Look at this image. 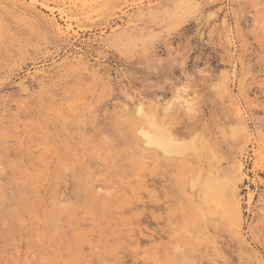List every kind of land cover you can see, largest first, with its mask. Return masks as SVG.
Masks as SVG:
<instances>
[{
  "label": "rangeland",
  "instance_id": "1",
  "mask_svg": "<svg viewBox=\"0 0 264 264\" xmlns=\"http://www.w3.org/2000/svg\"><path fill=\"white\" fill-rule=\"evenodd\" d=\"M263 126L264 0H0V264H264Z\"/></svg>",
  "mask_w": 264,
  "mask_h": 264
},
{
  "label": "bare ground",
  "instance_id": "2",
  "mask_svg": "<svg viewBox=\"0 0 264 264\" xmlns=\"http://www.w3.org/2000/svg\"><path fill=\"white\" fill-rule=\"evenodd\" d=\"M151 4V3H150ZM44 10H48L47 6H43ZM46 10V11H47ZM52 13V12H51ZM68 20V19H66ZM68 22V21H66ZM65 29L63 30L62 27L57 26V30L59 33L68 35L72 29L71 25L66 23ZM230 36V35H229ZM217 85V84H216ZM190 89V88H189ZM225 92V91H224ZM178 95V94H177ZM183 95V94H182ZM180 96V95H179ZM183 98V97H182ZM196 101V100H195ZM181 102V101H180ZM184 102V101H183ZM186 102V101H185ZM186 104V103H185ZM188 104V102H187ZM191 106V105H190ZM143 107V106H142ZM139 108V113L144 118V123L139 129L140 137L144 139V144L149 147H153L160 151L161 155L165 157H172V158H179L182 159L186 156L189 152L190 153H197V144L193 141H181V139L176 138L174 134L168 129L166 123L160 122L156 115L154 114H144V109ZM242 111L238 109V112ZM154 112V111H153ZM189 112V110H188ZM242 114V113H241ZM163 117V116H162ZM164 118V117H163ZM77 122V121H76ZM246 122V121H245ZM244 120L239 124V126L234 130L235 136L237 135L238 131H244L245 135L249 136V132L247 131L246 125ZM235 126V124H234ZM262 126V125H261ZM260 126V127H261ZM264 127V126H263ZM259 128V126H258ZM260 130V129H259ZM262 133V132H261ZM240 135V134H239ZM259 136V135H258ZM261 136V135H260ZM264 137V136H263ZM262 137V138H263ZM181 138V137H180ZM258 138V137H256ZM262 138L259 137L260 140ZM179 139V140H178ZM264 139V138H263ZM236 140V139H235ZM252 140V139H251ZM258 140V139H257ZM245 141V140H244ZM261 143V142H259ZM246 144V143H245ZM264 144V143H263ZM142 145V144H141ZM262 146V145H261ZM158 151V152H159ZM213 153V152H212ZM196 155V154H195ZM258 155V153H257ZM158 156H160L158 154ZM213 156V155H212ZM214 158V157H213ZM211 161V160H210ZM238 166V165H237ZM242 166V165H241ZM240 167V165H239ZM210 169V168H209ZM242 169V168H241ZM212 170V169H211ZM210 171V170H209ZM214 172V170H213ZM2 173V172H1ZM0 173V174H1ZM202 173V172H201ZM237 173V172H236ZM207 174V173H206ZM209 175L205 178L203 182H199L198 180H194L191 183L192 190L198 188L199 193L202 198V201L208 202L212 199H219L228 193L231 195L232 198V205L234 207L235 215L237 217L241 216V209H240V200L237 197V187L234 183V178L236 176H228L224 179H220L215 177L213 173H208ZM5 177V176H4ZM1 178V177H0ZM188 178V177H187ZM223 178V177H222ZM198 179V178H197ZM147 180V179H146ZM188 180V179H187ZM1 181V180H0ZM201 181V180H200ZM188 184V183H187ZM154 186V185H153ZM188 186V185H187ZM190 188V186H189ZM188 188V189H189ZM188 191V190H187ZM193 193V192H192ZM108 194V193H107ZM143 197V196H142ZM196 197V196H195ZM254 195L251 194L249 197V204L252 203ZM222 199V198H221ZM196 200V199H195ZM223 203V201H222ZM62 204V203H61ZM204 205V204H203ZM206 207V206H205ZM147 208V206H146ZM161 209V208H160ZM156 211V210H155ZM233 215V214H232ZM200 217V216H199ZM233 217V216H232ZM202 225V224H201ZM237 225V224H236ZM203 227V226H202ZM199 236V235H198ZM152 241V240H151ZM141 245V244H140ZM154 249V248H153ZM160 250V249H159ZM151 252V251H150ZM153 254V253H152Z\"/></svg>",
  "mask_w": 264,
  "mask_h": 264
}]
</instances>
